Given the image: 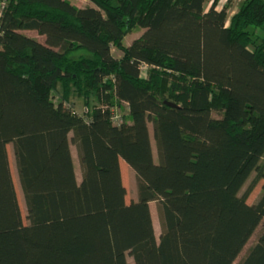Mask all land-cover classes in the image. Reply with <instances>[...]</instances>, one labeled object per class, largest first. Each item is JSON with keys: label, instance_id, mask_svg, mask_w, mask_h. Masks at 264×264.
Masks as SVG:
<instances>
[{"label": "trees", "instance_id": "obj_1", "mask_svg": "<svg viewBox=\"0 0 264 264\" xmlns=\"http://www.w3.org/2000/svg\"><path fill=\"white\" fill-rule=\"evenodd\" d=\"M93 1L0 0V264H235L264 219V0Z\"/></svg>", "mask_w": 264, "mask_h": 264}, {"label": "rangeland", "instance_id": "obj_2", "mask_svg": "<svg viewBox=\"0 0 264 264\" xmlns=\"http://www.w3.org/2000/svg\"><path fill=\"white\" fill-rule=\"evenodd\" d=\"M74 3L82 5V6H87V5H97L93 0H72ZM230 1V15H232L233 13H235L241 5L238 6L237 1L238 0H227L226 3ZM244 2V1H243ZM225 3V4H226ZM238 6V7H237ZM236 10L235 12H233V10ZM143 28L142 26H137L131 33H129L126 38H125V43L130 44L133 39L139 35L142 34L143 32ZM26 33L34 35L36 37H38L40 40L44 39L43 41L46 40V35L39 33L38 30H33V29H27L25 30ZM119 51L122 52L121 49H119L118 47H114L113 48V52L116 55H119ZM80 55L81 51L79 52H74V55ZM54 94H55V99L56 101H61L63 99L62 94L60 92L59 88L54 89ZM75 96L74 100L76 102V104L74 105L76 108L78 107L80 111H82L83 113L85 112V101L83 100L82 96L79 95H73ZM71 99L73 100V97H71ZM128 103H124L123 107L120 108L121 112H128L129 111V107H128ZM218 115V113H216ZM150 126L152 129V135H153V143H154V149H155V155H156V159H159V155H158V148H157V143H156V139L154 137V124L153 121L150 122ZM8 148H9V154H10V159H11V165H12V170H13V175L15 178V182H16V186H17V191L19 194V198H20V203H21V207L23 209V213H24V217L27 220V213H28V208H27V204H26V199H25V193L24 190L21 186V181H20V176H19V172H18V168L16 165V161H15V155H14V151H13V144L9 143L8 144ZM122 162V169H123V175H124V181L128 187V200L131 201L133 199H137L139 198V174L137 172V170L125 159L122 158L121 160ZM256 172L254 171L252 173V175L250 176V178L248 179L247 183L244 185L243 187V191L247 188V186L249 185V183L251 182V180L253 179V177L255 176ZM82 175H79V177L81 178ZM264 187V177L260 180L259 184L256 186V188L254 189V191L252 192V194L249 197V200L251 202H254L257 197L259 196V194L261 193L262 189ZM151 205H152V210H153V216H154V221H155V226H156V231H157V237L158 239H160V233L162 230V226H161V218H160V214H159V210H158V202L156 200L151 201ZM264 225V219L261 222V224L259 225V227L256 229L254 235L251 237L250 241L246 244L244 250L241 252V254L239 255V257L237 258L235 264H237V262L242 258V256L245 254V252L247 251V249L249 248V246L258 238V235L261 231V229L263 228ZM129 261L130 264H136L135 263V259L132 255H129Z\"/></svg>", "mask_w": 264, "mask_h": 264}, {"label": "crops", "instance_id": "obj_3", "mask_svg": "<svg viewBox=\"0 0 264 264\" xmlns=\"http://www.w3.org/2000/svg\"><path fill=\"white\" fill-rule=\"evenodd\" d=\"M231 1H232V0H231ZM243 1H245V0H238V1H237L238 6L241 5V4L243 3ZM238 6H237V7H238ZM231 7H232V6H231ZM231 7L229 8V10L231 9ZM221 8H223V7L221 6ZM235 11H236V10L234 9L233 12H235ZM26 30H27V29H26ZM33 30H36V29H33ZM42 40H44V39H42ZM73 150H74V152H75V155H76V154H77V155L79 154V153H78V150L76 149V146H73ZM122 158H124V157H122ZM78 160H79V157H78ZM121 160H122V159H121ZM121 162H122V161H121ZM78 163H79V165H78V172H79L80 175H82V173H81V172H82V170H81V163H80V161H78Z\"/></svg>", "mask_w": 264, "mask_h": 264}, {"label": "built area", "instance_id": "obj_4", "mask_svg": "<svg viewBox=\"0 0 264 264\" xmlns=\"http://www.w3.org/2000/svg\"><path fill=\"white\" fill-rule=\"evenodd\" d=\"M227 0H219L218 4H217V8H221L224 7L225 3H226ZM1 26H2V23H1V18H0V32H1Z\"/></svg>", "mask_w": 264, "mask_h": 264}]
</instances>
